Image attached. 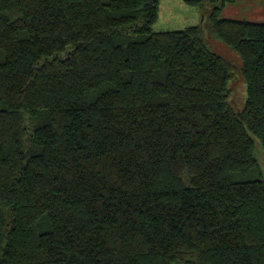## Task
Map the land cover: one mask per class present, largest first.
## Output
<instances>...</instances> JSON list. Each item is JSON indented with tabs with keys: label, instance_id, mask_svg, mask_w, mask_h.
<instances>
[{
	"label": "trees",
	"instance_id": "trees-1",
	"mask_svg": "<svg viewBox=\"0 0 264 264\" xmlns=\"http://www.w3.org/2000/svg\"><path fill=\"white\" fill-rule=\"evenodd\" d=\"M179 1L239 71L159 0H0V264H264V24Z\"/></svg>",
	"mask_w": 264,
	"mask_h": 264
},
{
	"label": "rangeland",
	"instance_id": "rangeland-1",
	"mask_svg": "<svg viewBox=\"0 0 264 264\" xmlns=\"http://www.w3.org/2000/svg\"><path fill=\"white\" fill-rule=\"evenodd\" d=\"M173 1H177L179 3V5L174 6V8L171 10L181 16L178 19H182L184 22L186 20V16H191L193 20H195L198 16V20H195L193 21V23L185 26H200L202 29V37L205 40L209 50L225 59L229 64H231L236 70L239 71L242 67L241 58L229 46L225 45L216 37H213L209 34L210 32L207 27V20L202 23V19L206 17V14L204 12H201L200 9L197 7L186 6L183 2L179 0ZM168 15H170V13ZM168 15L159 13L160 20L157 21L156 24L153 26V31L157 32L161 30V28L163 27L162 23L167 19L166 16ZM168 20L171 21L170 17H168ZM172 22L176 21L174 20ZM178 25V27H184L182 22ZM167 26H169L170 28H174L171 26V23L167 24ZM228 89L230 90L229 103L235 113H240L245 106L246 86L239 74L233 75L232 80L228 84ZM254 155L261 167V171H263L264 152L258 140H255L254 143Z\"/></svg>",
	"mask_w": 264,
	"mask_h": 264
},
{
	"label": "crops",
	"instance_id": "crops-1",
	"mask_svg": "<svg viewBox=\"0 0 264 264\" xmlns=\"http://www.w3.org/2000/svg\"><path fill=\"white\" fill-rule=\"evenodd\" d=\"M159 4L160 13H163L165 15H168L170 13V15L166 16L167 19L162 23L163 29H180L181 27H178V24L181 22L184 27H188L185 25H189L193 23V21L198 20V16L195 20H193L191 16H186V20L184 22L182 19H178L181 16L171 11L174 6L179 5L177 1L159 0ZM168 17H170L171 21L168 20ZM219 18L223 20L226 19L264 24V0H236L234 3L226 4L223 7L222 11L219 14ZM174 20L176 22H172ZM203 21L204 19H202V22ZM169 23H171V26L174 28H170L169 26H167V24Z\"/></svg>",
	"mask_w": 264,
	"mask_h": 264
}]
</instances>
